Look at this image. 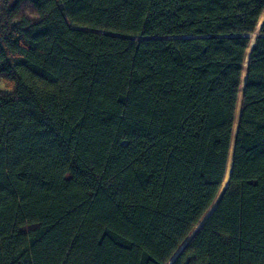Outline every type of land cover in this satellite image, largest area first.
Returning a JSON list of instances; mask_svg holds the SVG:
<instances>
[{
  "label": "trees",
  "instance_id": "1",
  "mask_svg": "<svg viewBox=\"0 0 264 264\" xmlns=\"http://www.w3.org/2000/svg\"><path fill=\"white\" fill-rule=\"evenodd\" d=\"M0 7V264H264V0Z\"/></svg>",
  "mask_w": 264,
  "mask_h": 264
},
{
  "label": "rangeland",
  "instance_id": "2",
  "mask_svg": "<svg viewBox=\"0 0 264 264\" xmlns=\"http://www.w3.org/2000/svg\"><path fill=\"white\" fill-rule=\"evenodd\" d=\"M33 13H30V14H28V15H30L32 18L34 17V14L32 15ZM262 21H263V19H262ZM262 23V22H261ZM261 26V25H260ZM259 34V30L256 32V34H254L253 36H252V41H254L255 40V38L257 37V35ZM249 55H250V51L248 52V57H249ZM247 60H248V58H247ZM247 60H246V63H247ZM245 76V73H244V75H243V77ZM3 91H4V88H3ZM241 100H242V95H240V101H239V107H238V115H239V112H240V107H241ZM237 129V120H236V128H235V130ZM234 135H235V133H234ZM231 162H232V159H231V161H230V167H231ZM228 182H229V173H228V176H227V178H226V181L224 182V185H223V188H222V191H221V193H220V195L222 194V192L224 191V189L227 187V185H228ZM220 197V196H219ZM219 197H218V199H217V201H216V203H215V205L213 206V208H215V206L217 205V202H218V200H219ZM213 208H212V210H213ZM211 210V211H212ZM211 211L207 214V216L211 213ZM206 216V217H207ZM203 223V222H202ZM202 223L196 228V230H195V232L200 228V226L202 225ZM194 232V233H195Z\"/></svg>",
  "mask_w": 264,
  "mask_h": 264
},
{
  "label": "water",
  "instance_id": "3",
  "mask_svg": "<svg viewBox=\"0 0 264 264\" xmlns=\"http://www.w3.org/2000/svg\"><path fill=\"white\" fill-rule=\"evenodd\" d=\"M248 62H249V57H248V60H247V63L245 64V80H246V71H247V66H248ZM244 86H245V82H244ZM244 86H243V88H241L242 90H241V95H242V97H243V93H244ZM242 101V100H241ZM241 108V107H240ZM239 116H240V112H239V115H238V118H237V129L235 130V135H234V141H233V146H232V153H231V156H232V163H231V169H230V174H229V179H230V175H231V170H232V164H233V149H234V147H235V140H236V136H237V130H238V122H239ZM178 255H176V257H177ZM175 257V258H176ZM175 258H174V260H175ZM173 262V261H172ZM171 262V263H172ZM170 263V264H171Z\"/></svg>",
  "mask_w": 264,
  "mask_h": 264
},
{
  "label": "built area",
  "instance_id": "4",
  "mask_svg": "<svg viewBox=\"0 0 264 264\" xmlns=\"http://www.w3.org/2000/svg\"><path fill=\"white\" fill-rule=\"evenodd\" d=\"M2 20V10H1V7H0V22Z\"/></svg>",
  "mask_w": 264,
  "mask_h": 264
},
{
  "label": "bare ground",
  "instance_id": "5",
  "mask_svg": "<svg viewBox=\"0 0 264 264\" xmlns=\"http://www.w3.org/2000/svg\"><path fill=\"white\" fill-rule=\"evenodd\" d=\"M260 28H261V26H260ZM232 163V162H231ZM230 169H231V167H230ZM230 169H229V174H230Z\"/></svg>",
  "mask_w": 264,
  "mask_h": 264
}]
</instances>
